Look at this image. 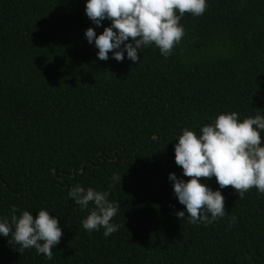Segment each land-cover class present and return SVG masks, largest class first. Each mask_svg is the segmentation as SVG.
Masks as SVG:
<instances>
[{
  "label": "trees",
  "instance_id": "1",
  "mask_svg": "<svg viewBox=\"0 0 264 264\" xmlns=\"http://www.w3.org/2000/svg\"><path fill=\"white\" fill-rule=\"evenodd\" d=\"M84 9L0 0V219L45 209L63 230L51 260L0 237V264H264V194L226 186V215L193 224L168 179H190L174 160L183 129L264 114V0H208L167 58L152 45L136 62L97 57L85 30L110 21ZM77 184L110 192L118 231L83 229L93 205L68 196Z\"/></svg>",
  "mask_w": 264,
  "mask_h": 264
},
{
  "label": "clouds",
  "instance_id": "2",
  "mask_svg": "<svg viewBox=\"0 0 264 264\" xmlns=\"http://www.w3.org/2000/svg\"><path fill=\"white\" fill-rule=\"evenodd\" d=\"M208 0H85V13L92 23L100 27L105 20L109 26L97 35L93 27L85 30L89 44H93L100 60H108L109 53L116 61L126 57L136 62L138 52L154 45L167 58L180 43L185 30L180 20L185 13L202 16ZM264 114L240 119L237 112H221L213 122L201 126L199 134L185 128L174 144V160L182 168L185 180L170 173L175 197L184 206L177 211L178 218L188 217L190 222L211 223L226 215L224 196L220 189L232 186L239 198L251 188L264 194ZM215 177L219 188L213 190L200 178ZM112 184L121 180L114 175ZM109 191L91 187L73 186L68 196L80 206L81 211L93 207L82 220L87 232L104 229L110 236L119 226L112 222L120 205L110 202ZM10 220L0 219V237L11 236L10 243L21 250L34 248L38 255L48 260L53 248L59 244L63 230L56 216L40 209L36 216L13 206ZM185 212L188 215H185ZM235 217H232L233 222Z\"/></svg>",
  "mask_w": 264,
  "mask_h": 264
},
{
  "label": "water",
  "instance_id": "3",
  "mask_svg": "<svg viewBox=\"0 0 264 264\" xmlns=\"http://www.w3.org/2000/svg\"><path fill=\"white\" fill-rule=\"evenodd\" d=\"M157 138V137H156Z\"/></svg>",
  "mask_w": 264,
  "mask_h": 264
}]
</instances>
